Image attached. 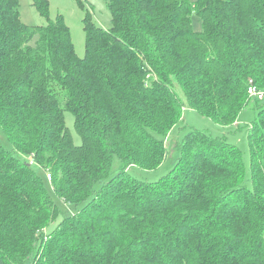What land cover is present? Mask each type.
<instances>
[{
    "label": "trees",
    "instance_id": "trees-1",
    "mask_svg": "<svg viewBox=\"0 0 264 264\" xmlns=\"http://www.w3.org/2000/svg\"><path fill=\"white\" fill-rule=\"evenodd\" d=\"M105 2L108 29L78 0L80 58L48 0H32L41 26L21 22L19 0H0V130L11 146L0 143V264H264L261 100L247 135L251 189L240 149L195 129L163 178L129 171L162 165L185 108L227 128L250 105L248 87L264 93V0Z\"/></svg>",
    "mask_w": 264,
    "mask_h": 264
},
{
    "label": "rangeland",
    "instance_id": "rangeland-1",
    "mask_svg": "<svg viewBox=\"0 0 264 264\" xmlns=\"http://www.w3.org/2000/svg\"><path fill=\"white\" fill-rule=\"evenodd\" d=\"M85 4V8L91 10V20L94 24L108 29L110 27V12L108 10L105 0H80ZM189 3L194 6L196 0H188ZM49 2V17L55 19L57 15H61L65 24L69 28L71 40L75 49V53L78 57L84 56V41L85 34L83 30L82 19L85 11L79 6L78 0H48ZM20 20L23 24L28 26H41L45 24V20L39 16L37 11L32 5V0H19ZM192 27L195 31H201V22L195 13L191 15ZM254 98L251 97L250 105L247 106L239 114L235 125L230 127H223L214 123L213 121L201 117L193 110L185 108L182 115L180 126H183L179 131L173 129L165 140L166 158L162 165L153 171L142 170L137 167H132L129 171L132 176L138 180L145 182H156L163 178L173 167L178 157V143L185 136L189 129H195L204 131L212 135L213 137L224 138L226 142L238 147L242 153L243 162L246 169L245 186L251 189L250 181V154L248 148L247 135L251 126L255 122V115L252 109ZM260 105H264V98L259 101ZM252 106V107H251ZM64 123L69 129L72 141L75 145L81 144V138L77 134L74 127V116L71 112H64ZM0 143L6 148L10 149V143L0 130ZM120 163L117 156L112 159L111 174L114 175L119 171ZM39 175L43 178L45 186L50 189L49 180L45 176V172H39ZM100 185L97 184V188ZM51 191V189H50ZM54 203H56L62 210H69V206L61 202L56 195L50 193Z\"/></svg>",
    "mask_w": 264,
    "mask_h": 264
},
{
    "label": "built area",
    "instance_id": "built-area-1",
    "mask_svg": "<svg viewBox=\"0 0 264 264\" xmlns=\"http://www.w3.org/2000/svg\"><path fill=\"white\" fill-rule=\"evenodd\" d=\"M247 92L250 97L256 98L258 100H262L264 98V93L257 90L255 86L248 87ZM46 177L48 180L50 179V176L48 174H46Z\"/></svg>",
    "mask_w": 264,
    "mask_h": 264
}]
</instances>
